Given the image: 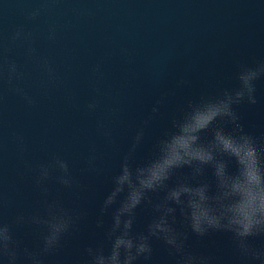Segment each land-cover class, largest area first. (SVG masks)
<instances>
[{"label":"water","instance_id":"1","mask_svg":"<svg viewBox=\"0 0 264 264\" xmlns=\"http://www.w3.org/2000/svg\"><path fill=\"white\" fill-rule=\"evenodd\" d=\"M18 30L22 37L13 43ZM5 59L24 74L14 85L33 103L0 80L4 215L33 212L44 199L25 161L35 167L53 155L65 159L80 187L49 181L48 199L86 217L46 264H85L84 249L103 240L104 230L96 227L99 207L135 128L155 99L171 93L136 153L139 163L188 99L236 86L238 63L264 59V0H0V66ZM181 78L190 85L177 87ZM256 86L258 103L241 105L238 112L246 131L264 137V79ZM93 100L97 107L90 111ZM105 129L112 132L111 143ZM16 136L27 147L22 156ZM93 154L96 170L83 171ZM137 211L134 227L141 231L151 210ZM109 223L106 216L105 227ZM15 233L29 247L38 244L32 227ZM188 243L215 264H236L230 234L190 235ZM153 247L150 264H173L160 242Z\"/></svg>","mask_w":264,"mask_h":264},{"label":"clouds","instance_id":"2","mask_svg":"<svg viewBox=\"0 0 264 264\" xmlns=\"http://www.w3.org/2000/svg\"><path fill=\"white\" fill-rule=\"evenodd\" d=\"M21 37L18 30L12 42ZM23 75L14 61L5 59L0 66V80L31 104L32 99L14 85ZM262 79L264 59L252 65L238 63L236 86L188 99L170 115L149 155L137 163L136 153L171 93L155 99L135 128L118 173L111 177L96 219V227L104 230L103 240L84 249L85 264H150L154 241L164 246L173 264H215L214 257L192 250L188 243L190 235L203 238L212 233L230 234L236 264H264V137L246 131L238 112L241 105L258 103L256 82ZM188 85L184 78L177 82V87ZM87 107L94 111L97 102ZM104 136L112 142L110 130L105 129ZM15 139L22 156L27 150L24 139ZM25 166L35 172L34 185L44 199L35 211L8 219L0 193V264H46V257L78 233L86 217L59 199H48L49 181L69 190L80 187L65 159L53 155L46 163L33 167L25 161ZM95 170L93 154L83 171ZM138 209L151 210L141 231L134 227ZM25 226L38 238L35 247L16 236L15 230Z\"/></svg>","mask_w":264,"mask_h":264}]
</instances>
